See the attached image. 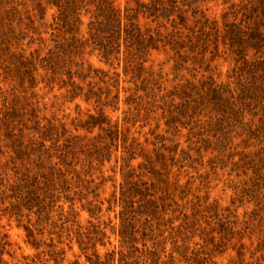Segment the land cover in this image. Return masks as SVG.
Instances as JSON below:
<instances>
[{
    "label": "rangeland",
    "instance_id": "rangeland-1",
    "mask_svg": "<svg viewBox=\"0 0 264 264\" xmlns=\"http://www.w3.org/2000/svg\"><path fill=\"white\" fill-rule=\"evenodd\" d=\"M108 2L0 0V264H264V0Z\"/></svg>",
    "mask_w": 264,
    "mask_h": 264
},
{
    "label": "trees",
    "instance_id": "trees-1",
    "mask_svg": "<svg viewBox=\"0 0 264 264\" xmlns=\"http://www.w3.org/2000/svg\"><path fill=\"white\" fill-rule=\"evenodd\" d=\"M101 4V9H103L105 15H101L102 21L98 23L99 28L97 30L102 31V33H111L114 34H120V30L122 29V26H125V32H127V38L130 40H135L139 44L143 46L144 49H148L150 46L151 48H154L153 44V38L150 37L148 40V43L145 45L146 38L142 36L140 33L139 28L135 26V24L132 22V19L129 18V11H126V14L124 16V20L129 21V25L124 24L123 19L121 17V14L116 11L111 4L108 2V0H99Z\"/></svg>",
    "mask_w": 264,
    "mask_h": 264
}]
</instances>
